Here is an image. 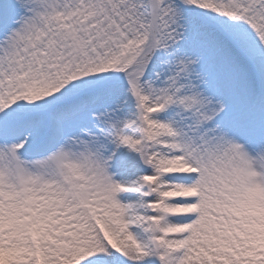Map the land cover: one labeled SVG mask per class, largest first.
<instances>
[{"label": "snow or ice", "instance_id": "6c2138e0", "mask_svg": "<svg viewBox=\"0 0 264 264\" xmlns=\"http://www.w3.org/2000/svg\"><path fill=\"white\" fill-rule=\"evenodd\" d=\"M0 264H264V0H0Z\"/></svg>", "mask_w": 264, "mask_h": 264}]
</instances>
